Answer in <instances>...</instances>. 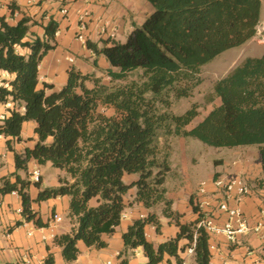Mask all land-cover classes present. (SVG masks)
Wrapping results in <instances>:
<instances>
[{"label":"trees","instance_id":"16d2710c","mask_svg":"<svg viewBox=\"0 0 264 264\" xmlns=\"http://www.w3.org/2000/svg\"><path fill=\"white\" fill-rule=\"evenodd\" d=\"M146 1L152 10L141 24L133 25L123 42L106 38L98 45L86 40L94 65L100 54L109 63L106 81L71 67L66 83L48 94L37 88L38 70L43 56L56 45L58 22L52 17L38 22L23 15L9 24L0 17V70L11 75L0 85V103L10 100L18 107L0 119V136L14 151L22 123L35 121L36 142L22 154L14 151L16 168L26 169L32 159L65 172L57 186L41 187L39 179L34 181L39 188L35 202L69 197L67 217L73 225L53 238L65 264L77 258L79 240L93 248L107 245L102 235L112 234L119 225L123 196L132 187L145 208L161 205V213L173 220L178 231L155 246L146 239L144 228L152 224L160 231L157 214L151 211L134 219L122 233L120 264H128L135 248H141L146 264H158L165 255L180 264L178 252L192 244L191 264H210L208 235L196 226L200 214L181 223L164 195L171 137H193L212 147L255 145L261 167L255 184L264 191V51L243 58L213 83L209 102L217 103L196 123V103L182 113L171 110L174 101L191 96L204 65L255 35L261 0ZM9 7L14 11L13 4ZM33 24L43 28L41 37L31 33ZM125 173L137 178L125 183ZM29 183L17 174L13 182L5 178L0 195L18 193L24 219L46 226L31 209ZM92 199L95 205L89 204ZM180 240L186 243L180 246ZM43 264H54L51 252Z\"/></svg>","mask_w":264,"mask_h":264},{"label":"crops","instance_id":"0c3cea01","mask_svg":"<svg viewBox=\"0 0 264 264\" xmlns=\"http://www.w3.org/2000/svg\"><path fill=\"white\" fill-rule=\"evenodd\" d=\"M66 3L69 6V12L67 15H63L60 9ZM11 4L15 7L12 12L9 7ZM80 7L88 9L91 14V21L86 33L87 39L98 45H101L102 39L107 38V34L99 32L100 25L107 23L115 26L114 39L117 40L116 34L129 33L133 25L141 24L145 16L152 10L151 5L146 0H107L103 5L94 4L90 0H0V17L3 16L9 24H15L23 15L34 18L38 22H46L49 17L58 22L57 29H59V32L55 34L56 45L43 56L38 70L37 88H44L46 94L59 90L66 83L67 72L71 67L82 73H94L96 76L102 77L103 81L107 80L105 70L109 67V63L106 58L101 54L98 55L95 66L93 64V52L74 37L75 10ZM30 31L41 37L43 28L40 24H33L30 26ZM68 55L74 57L72 64L67 61ZM10 78V74L0 70V85L4 79ZM14 105L10 100L0 103V117H6L13 108H18ZM19 110L24 111V107L21 106ZM35 125L36 123L33 120L22 123L20 140L12 144L14 151L18 154H22L26 147L32 148L34 146L37 139L34 132ZM178 138H183L186 146L188 144L194 147L198 145L187 140L188 137L169 138V170L163 183L164 195L170 201L171 210L179 215V221L189 223L199 216V213L194 211L193 206L189 204V199L192 197L193 201L195 200L197 197L195 191L201 181H206L207 195L203 199L210 203L206 211L215 214V201L212 197L214 189L212 179L214 176L212 174L205 175L202 172L201 168L204 162L202 155L199 154V160H197L196 157L194 158L191 155L193 149L187 146L182 151L185 168L187 171L191 168H199V170H195L191 181L185 184L182 177L183 166H178L180 164ZM5 140V137L0 136V185H2L5 178L13 182L16 174L20 178L28 180L30 182L28 194L31 198V209L37 212V216L45 223H48L54 214L60 215L62 220L54 228L37 226L33 219H24L21 213V198L18 193L10 192L0 195V264H25L23 258L25 252L29 253L30 264H42L49 252L54 256V264H65L61 255V248L53 244V239L49 235L70 231L73 223L67 217L69 197L61 196L35 202L34 198L39 188L32 179L31 171L35 168L39 169L41 187L57 186L59 177L65 176V172L52 166L50 162L39 164L32 159L28 161L26 169H17L14 151L7 148ZM249 156L243 154L242 159L236 160L237 158H235L232 161L224 162V165L226 164L227 169L230 167V170L238 175L244 174V178L251 189V193L242 198L239 203L240 208L249 220L251 230L237 235L232 242L228 241L224 235L212 236L210 241L214 248L210 250V264H264V191L256 187L255 184L256 179L261 175V167L257 150L251 155L252 157ZM44 168L52 170L51 176L47 178V184H43ZM199 174L203 176L197 179ZM136 178L135 174L125 173L123 175L125 183H130ZM135 196V187L130 188L123 196L125 207L119 225L115 227L112 234L102 235L107 245L103 248H93L86 246L83 241L79 240L77 242L79 252L73 264H107L108 261L112 264H120L118 253L123 248L122 233L134 219L144 217L151 211L157 214L161 227L160 231L156 232L152 224L145 226L144 232L148 241L156 246L176 235L178 227L173 220L161 213V205L149 209L145 208L141 202L135 199ZM230 203L232 204L233 201L231 200ZM89 204L95 205V199L90 200ZM195 205L198 207L197 202ZM226 218L225 214H220L218 223L225 222ZM17 221H21V223L15 225ZM258 222L261 223V226L259 231L255 232L253 228ZM29 231H31L30 235L28 234ZM42 235H46L47 238L42 239ZM185 243V240L179 241L180 246ZM186 250L187 248L178 252L179 257L182 259L180 264H182L184 258L187 259V264L192 263V258L187 255ZM146 262L147 258L141 248H135L128 260V264H146ZM158 264L177 263L174 257L165 255L164 259Z\"/></svg>","mask_w":264,"mask_h":264},{"label":"rangeland","instance_id":"374dc122","mask_svg":"<svg viewBox=\"0 0 264 264\" xmlns=\"http://www.w3.org/2000/svg\"><path fill=\"white\" fill-rule=\"evenodd\" d=\"M128 33L126 34H116L117 41L123 42ZM264 51V0H261L260 6V20L256 26V33L255 35L249 39L247 42L240 46H235L226 49L224 52L219 54L215 57L211 62L207 63L201 68L199 77L201 78V82L194 88L193 93L190 97L181 98L176 101L171 106V110L175 113H182L184 110L190 107L192 103H196L198 105V116L194 119L193 123H196L199 119H201L213 106L214 103H217V100H214L212 103L209 102L212 85L213 83L219 79L220 77L227 74L232 68H234L243 58L247 56H259ZM94 64V63H93ZM104 74V73H103ZM106 75V74H105ZM104 76V75H103ZM173 138V137H172ZM187 140L198 144L197 146H192L188 144L190 148L193 149L191 155L197 160H199V154L202 155L204 162L202 163V172L205 175L216 176H237L238 174L232 172L227 169V165H224V162L232 161L233 159L237 158L236 160L242 159L243 154L250 155L252 157L256 152L257 147L255 145L249 146H238L234 148L229 147H212L202 143L200 140L188 137ZM178 147L180 156L179 165L183 166V180L185 184L189 183L193 177V173L195 170H199L196 168H191L189 171L185 168L184 162V154L182 153L183 149L187 147L184 144L183 138H178ZM182 148V149H181ZM189 149V148H188ZM198 163V161H197ZM211 164V165H210ZM211 167V169H210ZM50 168H44V181L43 184H47V178H49L52 174ZM203 175L198 176L197 179L202 178ZM241 177H245L244 174L238 175ZM245 179V178H244ZM246 180V179H245ZM197 193V190L195 191ZM191 204L189 199V204L195 205L197 202V197ZM62 218V217H61Z\"/></svg>","mask_w":264,"mask_h":264},{"label":"built area","instance_id":"2783aa9c","mask_svg":"<svg viewBox=\"0 0 264 264\" xmlns=\"http://www.w3.org/2000/svg\"><path fill=\"white\" fill-rule=\"evenodd\" d=\"M94 4L103 5L107 0H90ZM63 15H67L69 12V6L67 3L63 5L60 9ZM76 24L74 37L81 43L85 44L87 40V30L89 23L91 21V14L88 9L84 7L76 8L75 10ZM110 26V27H109ZM59 32L56 29L55 34ZM99 32L102 34H107V38L114 39L116 33V27L104 23L99 27ZM67 61L69 63L74 62V57L71 55L67 56ZM4 118L3 116L0 119ZM31 176L34 181H37L40 177V171L35 168L31 171ZM213 192L212 197L215 201L216 212L215 214L208 213L206 210L209 206V202L203 197L207 195L206 181H201L197 188V205L199 209L200 218L197 221L196 226L203 229L209 238V250L214 248L210 239L214 235H224L228 241H234L239 234L246 233L251 230L249 226V220L243 210L240 208L239 203L242 198L248 196L251 193V189L247 184L246 180L241 176H216L212 179ZM15 192V191H12ZM233 201L231 204L230 201ZM225 214L226 221L223 223H218L219 215ZM62 220L60 215L54 214L47 223L48 228H54L57 223ZM261 223L258 222L253 228L255 232L260 229ZM31 234V231L28 232ZM196 233L194 234L195 238ZM54 234H50L49 237L54 238ZM46 235H42V239H46ZM193 246L188 247L186 252L190 256L193 253ZM25 264H30L29 253L25 252L23 255ZM43 264V263H42ZM107 264H112L110 261ZM182 264H187V259L184 258Z\"/></svg>","mask_w":264,"mask_h":264}]
</instances>
